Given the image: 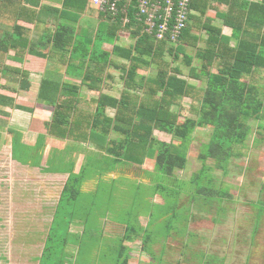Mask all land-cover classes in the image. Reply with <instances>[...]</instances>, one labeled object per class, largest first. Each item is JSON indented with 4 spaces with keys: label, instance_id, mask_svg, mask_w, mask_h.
Wrapping results in <instances>:
<instances>
[{
    "label": "trees",
    "instance_id": "1",
    "mask_svg": "<svg viewBox=\"0 0 264 264\" xmlns=\"http://www.w3.org/2000/svg\"><path fill=\"white\" fill-rule=\"evenodd\" d=\"M28 3L32 8L39 5V0H0V29L4 30L0 35V55L12 51V59L16 62H22L26 54L42 60L58 56L57 60L60 63L82 69L84 72L82 82L90 89L97 90L98 85L103 82L107 67L111 64L110 56L92 51L90 47L92 40L74 38L75 28L72 25L76 24L78 16L75 14L67 19L72 13L66 10L55 11L59 14L60 20L66 18L68 23L60 24L52 33L39 38L38 41H32L30 30L18 24L29 12L32 15L36 14L33 9L28 8L30 6ZM64 3L65 8L69 9L70 5L77 12L78 7L83 8L90 2L64 0ZM218 5H222L224 11H220ZM189 8L191 13L188 15V22L174 44L167 38L158 40L142 32V23L135 17L137 12L135 0L127 10L130 21L126 26H122L120 17L100 12L99 15L108 23L107 35L111 36L108 40L114 41L123 32L129 33L133 40L128 47L117 44L112 46V55L127 62L121 65L124 70L123 90L119 98L113 99L110 103L115 113L112 118L103 116V104L107 99L105 95H101L93 102L95 111H87L79 105L82 102L72 98H61L55 85L44 82L37 94L40 103L53 107L60 104L62 116L70 119L68 126L48 124L47 133L79 143H87L90 132L99 128L105 135L104 139L108 137L109 132L119 134L122 137L120 142L124 145V152L120 154L107 150L114 158L113 163L121 161L142 165L144 159L153 156L154 153V138L151 136L153 131L162 130L165 125H169L165 131L170 132V135L179 142L176 145L172 143L160 145L156 155V166L160 174L172 177L174 170H181L186 166L185 152L189 147L190 135L197 128L209 126L212 128L210 139L199 154V160L203 165L198 174L191 179L192 182L207 175L208 167L205 165L207 159H212L219 167L225 169L230 160L244 158L248 150L246 138L251 133L250 122L264 121V77L261 76L264 70V0H191ZM209 9H215L214 17L221 19L223 25L231 28L232 36L236 37L234 46H230L229 38L224 37L221 30L212 24V19L207 16ZM30 21L34 22L32 19ZM132 26L134 28L131 29ZM192 32H196L197 35ZM202 33L206 35L205 39L201 37ZM184 45L194 50L193 56L184 52ZM166 55L171 59H166ZM180 55L185 58L184 63L190 67L193 75L206 80L207 89L192 86L177 76L180 75V69L172 65ZM2 56L0 77L7 78L11 75L12 80L19 84L18 90H26L29 70L6 65ZM193 59L199 62L198 67L191 66ZM152 65L157 69L156 77L145 80L141 86V95L131 93L138 87V82L135 81L138 69L146 70ZM15 93L16 90L8 93L0 89V107L28 111L29 109L14 103ZM183 98L190 99L189 112L197 116L196 119L185 118L179 122V112L170 110L173 104L183 109L180 106ZM2 112L0 109V113ZM256 128L264 134L262 124H258ZM9 132L13 136L12 158L22 164L29 162L31 166L39 167L40 155L28 152L27 148L20 145L18 134L12 130ZM102 148L106 151L105 145ZM45 172L50 170L46 168ZM86 175L85 167L76 174L70 172L61 192L58 204L64 205L72 218L76 201L78 202L83 195L81 185ZM207 182L211 183V180L208 179ZM158 188L161 187L159 185L155 187L157 192ZM205 193L212 195L209 188L200 187L196 190L197 195ZM218 195L226 196L225 193ZM59 205L53 216L54 226L51 228L56 227ZM86 219L88 217H85ZM133 228L126 225L124 237L117 239L116 247L113 249L114 264L127 263L128 255L123 253L125 251L123 242L129 240V235L134 234ZM147 236L142 239L144 245L149 240ZM100 238L98 236L99 242L93 248H101ZM96 239L97 236L93 239L84 228L78 243L82 246L84 242L89 243L92 240L94 242ZM79 246L78 256L90 253L92 249L86 252L80 250ZM47 264H52L51 260Z\"/></svg>",
    "mask_w": 264,
    "mask_h": 264
},
{
    "label": "rangeland",
    "instance_id": "2",
    "mask_svg": "<svg viewBox=\"0 0 264 264\" xmlns=\"http://www.w3.org/2000/svg\"><path fill=\"white\" fill-rule=\"evenodd\" d=\"M7 56L2 59L9 63ZM2 121L0 132L6 127ZM258 124L264 126V121L250 122L247 155L230 160L225 169L207 159V175L192 182L212 132L209 126L197 128L190 135L184 169L174 170L172 177L149 174L143 184L122 178L120 194L119 189L115 193L120 180L102 184L98 194L85 192L76 201V218L58 204L66 181L14 160L13 136L5 130L0 139V264H114L113 249L126 225L134 227V234L123 242L126 264H264V134ZM147 166L151 172L153 163ZM132 174L135 170L123 173ZM200 187L209 188L212 195H197ZM58 205L57 224L51 228ZM84 228L97 239L79 246ZM98 236L100 249L93 248ZM78 246L86 252L92 249L78 256Z\"/></svg>",
    "mask_w": 264,
    "mask_h": 264
},
{
    "label": "crops",
    "instance_id": "3",
    "mask_svg": "<svg viewBox=\"0 0 264 264\" xmlns=\"http://www.w3.org/2000/svg\"><path fill=\"white\" fill-rule=\"evenodd\" d=\"M28 5L30 4L28 3ZM68 7L69 9L65 8L64 0H39L38 6H33L31 8L30 5L28 7L33 9L36 14L32 15L29 12L25 16V19L19 21L18 24L30 30V38H32V41H38L39 38L52 33L60 24L68 23L65 20L66 18L60 20L58 18L59 14L55 10L70 11L72 15L67 16V19L72 18V16L76 14L78 16L76 24L72 25L69 23L75 28L74 38H80L84 41L88 38L92 40L90 45L92 51L108 54L110 56L111 64L106 69L103 82L98 85L97 90H93L82 82L84 75L82 69L73 65H64L60 63L57 60L58 56H56V58L42 60L26 54L22 62H16L12 59L13 52L10 51L6 54L10 62L7 63L4 60V63L9 66L17 68L23 67L29 70V77L27 80L28 88L26 90H18L19 84L15 80H12L10 75L7 76V78L0 77V89L8 93L16 90L17 93H15L14 103L29 110L11 109L7 106L0 107V109L3 110V112L0 113V119L6 124L5 128L2 126L4 131L0 132V139L1 141L4 140L5 130L14 131V133L19 136L18 138L21 146L27 148L28 152L40 155V166L33 167L35 169L41 168L43 171H45L44 168H48L50 172L47 173L53 175L51 178L57 180L64 179V181H66L70 172L76 174L80 169L89 167L86 175L87 177L81 185L83 194L86 192V194L96 195L100 191L99 186L102 184L106 185L107 183L115 184L118 180H120V182H117L115 186V193L119 189L117 193L120 194V191H124L122 190L123 188L118 185L122 184V178L130 181H140L143 184L145 178L149 174H155L156 172L160 173L156 166V155H158L160 145H168L170 143L176 145L177 143L175 142L178 140L176 141V139L170 135V132L165 131L169 125H165L162 130H154L151 134L154 138L153 156L146 157L143 164L138 165L121 161L113 163L114 158L107 153V150L110 149L120 154L124 152V145L120 142L122 137L119 134L109 132L108 137L104 139L105 135L101 133L103 131L99 128L90 132L89 141L87 143H79L55 137L47 133L48 124L55 123L61 126H68L70 119H66V117L62 116L60 104L53 107L40 103L37 96L40 86L44 82L48 84L52 83V85H55V87L59 89L58 96L61 98H72L82 102L79 105L82 109L87 111H95L93 102L100 98L101 95H105L107 99L105 100V104H103V116L112 118L115 109L110 103L113 99L119 98L123 90L124 70L121 65L127 64L125 60L112 55V46L113 44H117L128 47L133 43V40L129 38V36L124 37L122 34L118 35V38H115L114 41L108 40V38H111V36L107 35L106 27L108 23L99 15L100 12L96 7L90 3H87L83 8L78 7L77 12H75V9L70 5ZM217 7L220 11H224L225 9L222 5H218ZM36 11H38V13ZM214 14L215 9H209L207 16L212 19V24L221 30L222 35L229 38V45L234 46L236 44V37L232 36L231 28L223 25L222 20L215 18ZM31 19L34 21L33 23H31ZM192 33L197 35L196 32ZM201 37L205 39L206 35L202 33ZM184 48V52L187 55H194L195 52L193 49L185 45ZM166 59L170 60L171 57L166 55ZM184 62L185 58L180 55L178 60L173 63V67H178L180 69V75L177 76L186 80L192 86L202 90L207 89L208 85L206 80L202 77L193 75L190 67L185 65ZM191 63L192 67H198L199 65L196 59H193ZM195 73L197 74L198 72L196 71ZM156 75L157 69L154 65L146 70L138 69L137 77L135 78V81L138 82V87L136 90L131 91V93L141 95V86L145 80L154 78ZM261 76L264 77V70ZM180 106L183 109H180L177 104L171 105L170 109L172 112H179V122H182L185 118H197V116L189 112V98H183ZM184 114L187 116L185 115V117ZM165 139H169L170 141L165 142ZM11 144L10 140V152ZM103 145H105L106 151L103 150ZM149 163H153L151 172L147 166ZM133 170H135V174H132V176L123 175L126 171L132 172ZM116 172H122V174L120 175ZM114 174H116V176ZM94 185H96L95 188ZM87 186L93 188V190L87 191Z\"/></svg>",
    "mask_w": 264,
    "mask_h": 264
},
{
    "label": "built area",
    "instance_id": "4",
    "mask_svg": "<svg viewBox=\"0 0 264 264\" xmlns=\"http://www.w3.org/2000/svg\"><path fill=\"white\" fill-rule=\"evenodd\" d=\"M134 0H89L101 13L120 17L122 26L129 24L127 10ZM191 0H135V17L142 23L144 34L175 43L188 22ZM134 28L133 26L131 29ZM129 36V33H124Z\"/></svg>",
    "mask_w": 264,
    "mask_h": 264
}]
</instances>
